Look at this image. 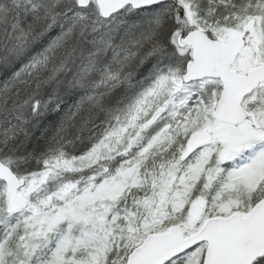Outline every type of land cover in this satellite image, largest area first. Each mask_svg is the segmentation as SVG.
Listing matches in <instances>:
<instances>
[{
  "label": "snow or ice",
  "instance_id": "obj_1",
  "mask_svg": "<svg viewBox=\"0 0 264 264\" xmlns=\"http://www.w3.org/2000/svg\"><path fill=\"white\" fill-rule=\"evenodd\" d=\"M0 264H264V0H0Z\"/></svg>",
  "mask_w": 264,
  "mask_h": 264
}]
</instances>
